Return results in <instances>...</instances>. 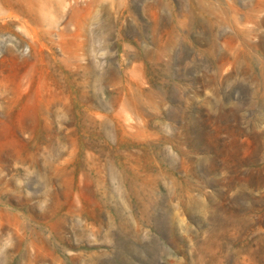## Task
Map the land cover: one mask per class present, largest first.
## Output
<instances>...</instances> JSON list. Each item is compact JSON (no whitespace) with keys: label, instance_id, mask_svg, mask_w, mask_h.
I'll list each match as a JSON object with an SVG mask.
<instances>
[{"label":"rangeland","instance_id":"374dc122","mask_svg":"<svg viewBox=\"0 0 264 264\" xmlns=\"http://www.w3.org/2000/svg\"><path fill=\"white\" fill-rule=\"evenodd\" d=\"M0 264H264V0H0Z\"/></svg>","mask_w":264,"mask_h":264}]
</instances>
